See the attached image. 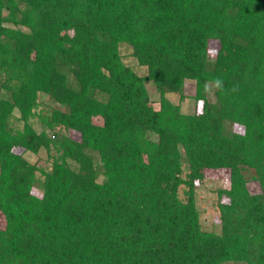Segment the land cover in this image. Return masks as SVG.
<instances>
[{
  "label": "trees",
  "instance_id": "trees-1",
  "mask_svg": "<svg viewBox=\"0 0 264 264\" xmlns=\"http://www.w3.org/2000/svg\"><path fill=\"white\" fill-rule=\"evenodd\" d=\"M0 213V264H264V0H0Z\"/></svg>",
  "mask_w": 264,
  "mask_h": 264
},
{
  "label": "rangeland",
  "instance_id": "rangeland-1",
  "mask_svg": "<svg viewBox=\"0 0 264 264\" xmlns=\"http://www.w3.org/2000/svg\"><path fill=\"white\" fill-rule=\"evenodd\" d=\"M121 55L123 61L133 68L135 72H137L139 75H146L147 69L145 66H140L137 64V61L130 55L131 49L128 48L125 44L120 46ZM212 51V47H211ZM146 87L148 89L149 95H150V101L154 108H159V93L157 92L156 88L154 87V84L151 81L145 82ZM212 89L209 90V97H211L212 93L210 92ZM195 92V82L192 80L185 81L184 85V100H179L178 94H168V98L172 100L173 102L178 103L181 106V111L184 113H195L199 112L202 109V101H197L193 98V94ZM43 100L46 98H41ZM43 105L41 108L44 107V102H42ZM51 105H54L53 102L49 103ZM16 115H18L17 112H15ZM34 128L37 131H40V124L38 122L37 118H33L30 121ZM20 125V124H19ZM71 135V134H70ZM72 136L74 134L72 133ZM18 153H22L23 156L30 161L31 163H35L40 167H43L44 169H48L51 165V158L47 154V152L44 149H41L38 153H32L30 151H22L21 149L17 150ZM51 154H55L54 151L51 152ZM184 175V174H183ZM37 177L41 178L42 175L37 172ZM229 176L228 173L225 170H219V171H212L207 170L204 172V178L197 183L196 185V191H195V202L197 205V208L199 210L200 214V223L204 230L208 231H215L219 229V211L217 207V194L216 191L219 188L227 187L229 186ZM34 192L36 194H39V191L37 189H34ZM182 195V192H180ZM5 225L4 218L2 214L0 213V228H3Z\"/></svg>",
  "mask_w": 264,
  "mask_h": 264
},
{
  "label": "clouds",
  "instance_id": "clouds-1",
  "mask_svg": "<svg viewBox=\"0 0 264 264\" xmlns=\"http://www.w3.org/2000/svg\"><path fill=\"white\" fill-rule=\"evenodd\" d=\"M213 83H214V86L216 89L223 90V80L221 78H219V77L215 78ZM236 90L237 89L234 87L233 91H236Z\"/></svg>",
  "mask_w": 264,
  "mask_h": 264
}]
</instances>
